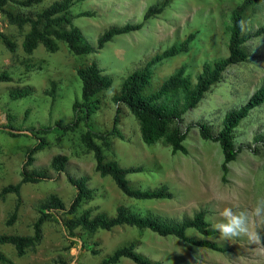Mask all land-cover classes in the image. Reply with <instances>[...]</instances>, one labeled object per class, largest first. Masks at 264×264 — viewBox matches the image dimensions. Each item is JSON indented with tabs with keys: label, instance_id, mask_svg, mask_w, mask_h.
I'll return each mask as SVG.
<instances>
[{
	"label": "rangeland",
	"instance_id": "1",
	"mask_svg": "<svg viewBox=\"0 0 264 264\" xmlns=\"http://www.w3.org/2000/svg\"><path fill=\"white\" fill-rule=\"evenodd\" d=\"M57 0H41L39 8ZM72 15L90 12L91 17H74L76 26L91 45L110 26L138 23L146 9L160 0H73ZM241 0H170L162 12L143 22L137 31L118 35L96 53L72 56L63 44L55 53H46L39 46L30 55L21 52L20 42L27 27L17 30L9 26L0 15V30L16 45L13 53L0 43V73L9 77L0 83V188L16 183L23 164V152L35 139L25 130L55 121L66 123L71 117V104L79 99L80 84L76 68L94 61L97 67L111 78V87L100 96V105L90 117L95 131L107 132L117 117L116 129L120 138H109L110 148L102 151L105 160H113L120 167L141 166L142 172L127 175L133 188L153 189L165 185L172 193L170 199L135 202L123 196L109 178L94 172L92 154L84 148L80 137L83 126L71 133H50L47 146L34 155L32 167L47 165L54 155L66 158L65 172L73 177H85L92 198L81 204L78 212L90 209L92 213L112 215L117 205L141 211L148 210L171 220L190 217L202 210L207 223L219 219L224 207L234 211H250L258 199L264 198V146L253 142L254 136L264 140V102L252 109L239 122L233 132V145L238 149L230 162L225 182L220 180L221 154L216 142L203 141L196 129H190L183 141L186 154L171 153L163 140L152 145L141 142L134 118L123 107L111 103L113 91L129 73L140 70L153 56L171 45L181 42L189 33L194 34L188 51L164 59L149 68L150 78L146 92L156 88L178 67L191 83L195 81L203 63L225 57L226 26L230 10ZM264 26V0H257L249 8L243 20V31L252 33ZM247 59L243 63L227 67L217 82L204 93L194 109L183 115L184 124L201 121L213 134L220 128L224 114L243 105L259 88H264V35L252 37L243 45ZM53 84V100L46 95ZM30 88V94L22 99L9 100L14 88ZM27 112L24 117V112ZM10 124L14 136L8 134ZM249 147V150L246 148ZM49 194L57 195L68 206L74 196L73 188L65 181L64 174H52L47 181L28 184L21 188L22 205L12 226L4 220L13 205L14 197L7 195L0 200V234L28 235L34 220L35 204ZM68 214L54 213L53 219L42 226V238L33 252L17 258L11 247L0 245V252L7 255L12 264H99L100 260L118 246L135 242L136 252L161 264H264V229L260 245L252 244L246 237L223 240L218 232L203 237L188 231L190 237L206 239L226 248L223 253L183 244L173 237H159L149 231H137L130 227H115L110 231L85 234L73 231L69 234L62 225ZM98 254L91 255V244ZM60 258L62 263L53 262ZM118 264H133L126 259Z\"/></svg>",
	"mask_w": 264,
	"mask_h": 264
},
{
	"label": "trees",
	"instance_id": "2",
	"mask_svg": "<svg viewBox=\"0 0 264 264\" xmlns=\"http://www.w3.org/2000/svg\"><path fill=\"white\" fill-rule=\"evenodd\" d=\"M256 1L241 0L230 10L226 26V56L212 63H203L193 83L184 76V67L180 66L155 91H145L150 78L149 68L164 59L187 52L189 43L194 38V34L189 33L178 44L171 45L153 56L140 70H135L124 77L120 81L117 91H113L110 97L111 103L116 107V114L118 107L123 106L134 118L140 140L145 145H152L163 140L170 148L171 153L177 152L184 155L186 149L182 143L187 132L192 128L196 129L201 140L216 142L221 154L219 171L222 182H225L228 172L227 165L234 161L241 148H234V129L252 109L264 102V88L257 89L240 107L226 112L216 134H213L210 127L201 121L184 124L183 115L196 107L204 93L218 81L221 73L227 67L246 61L247 55L243 45L247 40L264 35V26L257 28L252 33L243 31L244 15ZM169 2L170 0H160L148 7L142 20L138 23L108 27L98 35L94 45L88 43L80 30L72 24V18L91 17L92 13L79 12L72 15L70 9L74 3L73 0H57L42 8H39L41 0H0V15L7 25L13 26L17 30L27 27L20 42L21 52L25 55H30L39 46L44 52L52 54L59 49L60 44H63L72 56H86L102 49L115 36L139 30L143 22L160 14ZM0 43L9 53L16 50L15 43L1 30ZM75 75L80 84V96L71 104V117L68 122L55 121L48 125L31 126L25 130L35 139V142L23 152L24 161L19 171L18 181L0 188V200H4L7 195L14 197L13 205L6 215L4 225L12 226L16 221L22 205L21 188L24 185L38 184L49 180L52 174L63 173L65 181L74 190V196L68 206H65L55 194H49L39 200L33 208L34 220L30 225V234H0V245L11 247L17 258L22 257L28 251L33 252L41 241L42 226L53 219L54 213H65L69 217L62 219V225L69 234H72L73 231L94 234L97 231H110L115 227L126 226L137 231H149L159 237H173L186 245L220 253L225 252L226 248L212 241L187 235L188 231H193L206 238L216 234L213 227L206 222L202 210L180 220L167 219L148 210L137 211L123 205H117L112 215L101 211L92 213L90 209L78 212L81 204L92 198V191L87 188L85 177H73L65 172V156L54 155L47 165L32 167L34 155L47 146L46 137L50 133L56 132L59 135H65L74 132L81 124L83 126L81 143L92 154L93 169L99 177L109 178L123 196L135 202L165 200L172 197V193L165 185L153 189L133 188L126 176L142 172L141 166L120 167L113 160H105L102 147L110 148L109 138L111 136L121 137L116 129L117 117L114 116L112 126L107 132L95 131L90 125V117L99 108L101 94L111 87V78L104 74L94 61L76 68ZM8 81L7 74L1 72L0 83ZM53 93L54 86L51 84L50 90L46 93L51 101L54 98ZM29 94L30 88L28 87L14 88L9 91L8 98L13 101L25 98ZM26 114L25 111L24 117ZM6 126L10 130L8 134L14 136L11 133V131H15L14 128L10 124ZM253 142H259L264 146V140L260 136H254ZM246 148L249 150V147ZM97 245L94 242L91 247L87 248L91 255L98 254L97 250L92 248ZM135 247V242L118 246L105 255L99 264H118L122 259L133 264H161L136 252ZM53 262L62 263L60 258ZM0 264H12V260L0 252Z\"/></svg>",
	"mask_w": 264,
	"mask_h": 264
},
{
	"label": "clouds",
	"instance_id": "3",
	"mask_svg": "<svg viewBox=\"0 0 264 264\" xmlns=\"http://www.w3.org/2000/svg\"><path fill=\"white\" fill-rule=\"evenodd\" d=\"M219 219L212 225L223 240L246 237L250 243L260 245L264 229V198H260L250 211H234L224 207L218 212Z\"/></svg>",
	"mask_w": 264,
	"mask_h": 264
}]
</instances>
